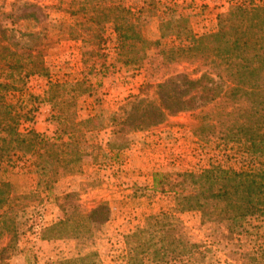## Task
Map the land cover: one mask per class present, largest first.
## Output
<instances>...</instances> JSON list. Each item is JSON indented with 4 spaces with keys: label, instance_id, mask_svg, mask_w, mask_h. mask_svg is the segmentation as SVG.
<instances>
[{
    "label": "trees",
    "instance_id": "trees-1",
    "mask_svg": "<svg viewBox=\"0 0 264 264\" xmlns=\"http://www.w3.org/2000/svg\"><path fill=\"white\" fill-rule=\"evenodd\" d=\"M152 1L146 0L144 7L135 12L125 0H80L79 9L72 8L76 2L70 0L66 11L72 17L88 16L84 21L99 27L113 25L124 65L141 67L155 49L165 72L163 81L154 85L152 96H136L119 112L101 111L81 121L76 118L74 96L83 86L79 83H48L43 99L28 96V110L24 108L25 100L10 99L28 78L47 77L50 73L42 50L45 39L30 34L34 40L22 46L6 36L14 29L0 26L5 35L0 37V240L9 239L7 245H0V264H7L13 255L23 252L11 250L18 234L14 214L19 208L8 206V200H13L10 174L29 169L50 189L85 155L79 146L103 150L88 136L110 128L115 139L107 146L117 156L129 145L125 135L117 140V134L147 131L181 114L190 115L195 135L204 138L221 134L224 142L237 144L236 155L242 159V167L217 166L179 174L172 210L150 216L145 226L127 235L115 264H203L193 260L198 244L186 241L183 234L182 242L168 236L177 230L179 216L186 213L199 214L202 225L225 224L233 235L243 232L247 220L264 218V0L229 6L218 15L216 30L201 35L191 30L188 16L179 13L176 5L165 6L158 14ZM146 11L161 20L156 41L147 40L142 33ZM29 17L38 22L35 14H22L16 19L23 22ZM95 39L94 34L84 44ZM37 100L51 106L50 123L57 124L52 135L24 126L34 123ZM155 184H160L156 178ZM74 197L67 194L62 199L72 201L60 204L63 219L39 230L41 240L89 237L93 232L87 225L111 220L106 204L86 210L73 202ZM96 255L60 264H95L92 258ZM229 259L228 264H264V244Z\"/></svg>",
    "mask_w": 264,
    "mask_h": 264
},
{
    "label": "rangeland",
    "instance_id": "rangeland-1",
    "mask_svg": "<svg viewBox=\"0 0 264 264\" xmlns=\"http://www.w3.org/2000/svg\"><path fill=\"white\" fill-rule=\"evenodd\" d=\"M69 2L0 0V26L15 30L6 36H12L22 46H28L34 40L30 34L45 39L42 50L45 51L50 73L47 77L28 78L26 84L19 88L20 91L12 94L10 99L25 100L24 108L28 110L31 107L28 96H40L43 99L48 83H79L83 86L74 96L77 103L76 118L81 121L101 111H106V114L119 112L136 96H152L154 85L163 81L165 73L156 50L150 51V60L143 61L141 67L124 65L123 57L118 55L113 25H103L102 29L90 21L85 22L88 16L72 17L66 11ZM75 2L72 8L79 9L80 0ZM144 2L146 0H125V4L135 12L144 7ZM152 2H156L158 14L163 12L165 6L176 5L179 13L188 16L191 30L201 35L216 30L218 15L229 6L250 0ZM87 8L92 11L91 6ZM22 14H35L38 22L30 17L27 21L19 22L16 17ZM151 17L158 16H149L146 11L144 21L147 22L143 23L146 28L142 31L146 38L160 36V18L148 21L147 18ZM89 26L92 28L87 32L85 29ZM94 34L96 41L85 45L84 40ZM2 36L5 35L0 31ZM35 108L34 123L24 126L52 135L57 124L50 123L51 106L37 100ZM192 128L190 115L181 114L147 131L117 134V140L124 135L129 140L128 148L121 150L117 156L107 146V142L115 139L110 128L93 134V137L88 136L91 143L99 144L103 150L79 146L80 152L85 155L71 165L72 171L50 189H46L39 175L29 169L10 174L8 183L13 200H8V206L17 205L19 208L14 214L18 234L11 250L23 252L13 255L7 264H27L28 261L31 264H60L92 253L97 254L92 258L95 264H115V257L125 247L127 235L145 226L150 216L172 210L179 174L198 173L217 166L235 169L242 167V159L236 155L239 154L237 144L224 142L221 134H209V137L201 138L193 133ZM155 178L160 181L158 186ZM67 194H75L73 202L86 210L98 204H106L111 211V220L92 227L87 225L93 232L89 237L41 240L38 234L42 227L51 226L63 219L60 204L67 205L72 201L71 198L63 202ZM178 222L176 225L179 229L168 236L182 242L183 234L186 241L198 244L193 260L203 264H228L229 258L241 251L264 244V218L247 220L240 235L230 234L225 224L202 225L197 213L180 215ZM8 240L2 238L0 245H7Z\"/></svg>",
    "mask_w": 264,
    "mask_h": 264
},
{
    "label": "crops",
    "instance_id": "crops-1",
    "mask_svg": "<svg viewBox=\"0 0 264 264\" xmlns=\"http://www.w3.org/2000/svg\"><path fill=\"white\" fill-rule=\"evenodd\" d=\"M157 19H158V17L147 18L148 21H154V20H157ZM145 22H147V21H144V20L142 21V31H145L144 29L146 28V26L143 25V23H145ZM160 22H161V20H159V24H160ZM144 37L146 38L145 35H144ZM159 38H160V36H156V37H149L148 36V38H146V39L149 40V41H151V40H158ZM78 43H79L80 46H82V42L81 41H79ZM142 71L143 70L141 69L140 72H142ZM137 73H139V72H137Z\"/></svg>",
    "mask_w": 264,
    "mask_h": 264
}]
</instances>
